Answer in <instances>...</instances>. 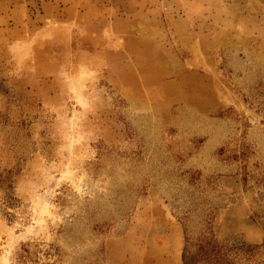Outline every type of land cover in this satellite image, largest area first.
Returning <instances> with one entry per match:
<instances>
[{"label": "rangeland", "instance_id": "rangeland-1", "mask_svg": "<svg viewBox=\"0 0 264 264\" xmlns=\"http://www.w3.org/2000/svg\"><path fill=\"white\" fill-rule=\"evenodd\" d=\"M208 233L264 243V0H0V264Z\"/></svg>", "mask_w": 264, "mask_h": 264}, {"label": "trees", "instance_id": "trees-1", "mask_svg": "<svg viewBox=\"0 0 264 264\" xmlns=\"http://www.w3.org/2000/svg\"><path fill=\"white\" fill-rule=\"evenodd\" d=\"M188 239H185V246L181 255L182 264H234L230 255L241 257L247 261L259 250L264 251V243L260 246L244 245L234 243L231 246L223 242H217L210 233L202 235L194 244V251L188 248Z\"/></svg>", "mask_w": 264, "mask_h": 264}]
</instances>
